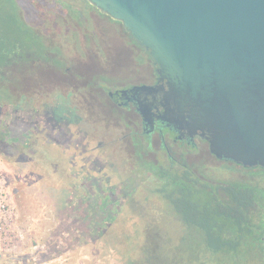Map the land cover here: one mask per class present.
I'll use <instances>...</instances> for the list:
<instances>
[{"label": "flooded vegetation", "instance_id": "1", "mask_svg": "<svg viewBox=\"0 0 264 264\" xmlns=\"http://www.w3.org/2000/svg\"><path fill=\"white\" fill-rule=\"evenodd\" d=\"M84 1L87 5L79 8L68 2L51 7L62 9L61 15L49 19L58 26L55 39L26 21L17 1V29L22 20L41 44L39 51L22 48L18 39L12 55L0 61L2 138L10 137L18 150L44 147L50 159L67 168L86 190L80 201H91L103 214L100 229L113 232L119 222L143 216L144 208L136 210L141 204L132 193L135 183L138 192L147 191L141 196L144 204L149 205L152 195L158 206L166 203L174 223L199 233L201 246L213 258L202 231L182 218L181 199L186 193L211 197L215 189L218 198H228V184L244 182L245 170L252 168L255 173L247 181L257 189L254 225L251 231L242 230L236 245L264 263V167L219 158L200 135H189L160 118V98L167 85L158 81L149 51L120 21ZM38 8V18L46 20L45 7ZM108 163L110 171L104 168ZM100 166L104 170L97 172ZM240 255L223 258L240 260ZM144 259L124 264L151 263L149 255ZM111 262L116 264V259Z\"/></svg>", "mask_w": 264, "mask_h": 264}, {"label": "water", "instance_id": "2", "mask_svg": "<svg viewBox=\"0 0 264 264\" xmlns=\"http://www.w3.org/2000/svg\"><path fill=\"white\" fill-rule=\"evenodd\" d=\"M86 1L149 51L167 85L160 118L264 167V0Z\"/></svg>", "mask_w": 264, "mask_h": 264}, {"label": "rangeland", "instance_id": "3", "mask_svg": "<svg viewBox=\"0 0 264 264\" xmlns=\"http://www.w3.org/2000/svg\"><path fill=\"white\" fill-rule=\"evenodd\" d=\"M18 1L25 11L26 21H31L32 25L45 32V37L53 39L57 37L58 26L50 23L49 19L61 15L62 9L51 7L61 2H68L76 8L87 5L84 0ZM39 6L45 7V11L41 9L46 20L38 18L35 10ZM3 7L0 8L2 15L7 6L3 4ZM8 30L0 27L1 38L8 34ZM15 36L20 40V30ZM1 135L0 175L12 195V205L24 231V238L13 248L21 254L22 263L113 264L111 260L116 259V264H124L137 258L145 260L149 255L152 258L150 264H260L255 253H247L246 250L242 251L240 260L211 257L201 246L199 233L176 225L170 207L164 202L158 206L153 195L149 205L144 204L141 196L145 190L138 192V184L135 183L132 184V193L141 204L136 210L144 208L143 216L138 214L122 225L119 222L113 232L100 229L97 224L103 223V214L92 208L91 201H80L82 192L86 190L80 187L81 182L74 179L67 168L50 159L51 155L44 147L38 145L39 148L33 146L18 150L10 137L3 139ZM100 168H96L97 172ZM104 168L110 171L113 167L108 163ZM116 206H119L118 202ZM34 251L35 259L26 261Z\"/></svg>", "mask_w": 264, "mask_h": 264}, {"label": "trees", "instance_id": "4", "mask_svg": "<svg viewBox=\"0 0 264 264\" xmlns=\"http://www.w3.org/2000/svg\"><path fill=\"white\" fill-rule=\"evenodd\" d=\"M17 1L0 0V8H4L3 4L7 6L4 15L0 12V27L9 29L8 34L4 35L3 38H1L0 32V61L5 59L4 56L12 55L13 48L18 40L15 36L18 30V15L15 11L18 6ZM20 32L22 48H37V51L40 50L41 42L39 38L24 27L22 20L20 22ZM254 173L255 171L252 168L245 170L244 175L246 178L244 182L228 184V187L225 188L228 198H218L216 189L211 197L206 196L203 199L192 198L185 190H180L187 194L183 196L182 203L178 206L182 212V218L187 223L196 225L202 231L208 250L216 256L236 255L248 250V248L244 250L238 248L236 243L240 239L242 230L251 231V227L254 225L253 207L257 200V189L247 181ZM196 193L198 194L197 191ZM229 242L232 244H228ZM7 260L12 261L14 257L11 255L7 257L5 255L0 256V263Z\"/></svg>", "mask_w": 264, "mask_h": 264}, {"label": "built area", "instance_id": "5", "mask_svg": "<svg viewBox=\"0 0 264 264\" xmlns=\"http://www.w3.org/2000/svg\"><path fill=\"white\" fill-rule=\"evenodd\" d=\"M23 233L24 231L18 223L17 213L12 205V195L0 175V256L5 255L7 257L11 255L14 257V260H7L0 264H37L36 261H33L36 251L26 258V261L30 259L33 261L32 263H22L21 254L13 249L15 243L24 238Z\"/></svg>", "mask_w": 264, "mask_h": 264}]
</instances>
